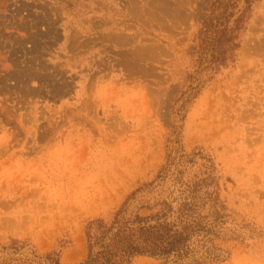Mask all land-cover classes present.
Returning <instances> with one entry per match:
<instances>
[{
	"label": "rangeland",
	"instance_id": "374dc122",
	"mask_svg": "<svg viewBox=\"0 0 264 264\" xmlns=\"http://www.w3.org/2000/svg\"><path fill=\"white\" fill-rule=\"evenodd\" d=\"M211 1L0 0V262H81L87 222L110 221L182 149L210 159L237 236L210 264H264V0L233 61L197 84ZM194 159L178 160L183 179Z\"/></svg>",
	"mask_w": 264,
	"mask_h": 264
},
{
	"label": "trees",
	"instance_id": "16d2710c",
	"mask_svg": "<svg viewBox=\"0 0 264 264\" xmlns=\"http://www.w3.org/2000/svg\"><path fill=\"white\" fill-rule=\"evenodd\" d=\"M255 1L210 2L191 52L195 69L190 79L200 84L194 74H214L233 61ZM178 150L174 155L167 153L154 178L132 190L110 221L87 222L86 255L77 264H132L136 257L164 264H210L226 259L228 251L217 241L237 236L225 226L227 207L220 198L214 167L199 152L189 156ZM196 155L202 160L200 169L183 179L178 160L192 163ZM31 254V258L4 259L0 264H62L52 253Z\"/></svg>",
	"mask_w": 264,
	"mask_h": 264
}]
</instances>
